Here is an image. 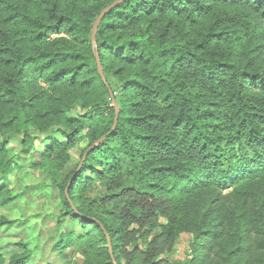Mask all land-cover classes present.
<instances>
[{
	"label": "trees",
	"instance_id": "obj_1",
	"mask_svg": "<svg viewBox=\"0 0 264 264\" xmlns=\"http://www.w3.org/2000/svg\"><path fill=\"white\" fill-rule=\"evenodd\" d=\"M113 1L0 0V172L31 130L57 168L84 133L83 153L93 148L58 183V223L78 226L51 246L63 263L73 247L81 264H113L108 234L116 263L128 264L123 238L132 222L141 238L155 227L141 208L152 197L162 238L191 232L200 263L264 264V0H125L103 16L93 48L92 23ZM94 50L119 106L100 142L115 108ZM54 130L65 143H52ZM95 180L107 186L100 205L83 199ZM18 246L0 264H26L32 250Z\"/></svg>",
	"mask_w": 264,
	"mask_h": 264
},
{
	"label": "rangeland",
	"instance_id": "obj_2",
	"mask_svg": "<svg viewBox=\"0 0 264 264\" xmlns=\"http://www.w3.org/2000/svg\"><path fill=\"white\" fill-rule=\"evenodd\" d=\"M62 35L51 33L50 38ZM82 110L76 106L74 113ZM45 134L35 130L29 132L32 142L26 147L21 144L13 145L8 152L19 160L14 162L4 172H0V188L7 190L1 194L0 200L11 198L0 203V254L4 258L11 257L18 252L19 243H25L32 250V255L26 264H64L60 252H53L51 246L62 237L65 229L73 228L78 232V226L70 223L59 224L56 214L62 209L61 190L58 186L67 174L78 167L83 150L87 147L84 133L78 135L77 143L69 149L67 163L57 168L45 159L46 149ZM53 142L65 143L59 130L51 134ZM105 182L93 181L88 187L83 188V199H94L100 205L101 197L107 192ZM158 201L154 198L143 200L141 208L143 215L153 221L155 227L149 230L150 223L145 226V237L141 238L143 230L139 224L132 222L122 241L124 252L121 262L128 264H146L148 257L155 253L154 261L157 264H174L185 260L198 261V253L193 244V234L182 232L173 244L166 242L161 236V226L166 223V218L157 209ZM108 207V203L105 205ZM118 212V211H117ZM211 227V226H210ZM68 264H81L82 256L73 247L69 249ZM146 256V257H145ZM145 258V259H144ZM67 264V263H65Z\"/></svg>",
	"mask_w": 264,
	"mask_h": 264
},
{
	"label": "water",
	"instance_id": "obj_3",
	"mask_svg": "<svg viewBox=\"0 0 264 264\" xmlns=\"http://www.w3.org/2000/svg\"><path fill=\"white\" fill-rule=\"evenodd\" d=\"M123 1H125V0H114L113 2H111L110 4H108L107 6H105L103 9H101L100 12H99V14H98V15L96 16V18L94 19V21H93V23H92V27H91V32H90V38H91V42H92V47H93V48L96 47L95 35H96V31H97V28H98V26H99V23H100L101 19L103 18V16H104L107 12H109L111 9H113V8L116 7L119 3L123 2ZM94 55H95V59H96V66H97L98 74L100 75L102 81H103L104 84L106 85V87H107V89H108V91H109V94H110L111 100H112V104H113V106H114V108H115V113H114V117H113V123H112V126H111L110 130H109L105 135H102V136L100 137V139H99V142H100V141H102V140L106 137V135H108V134H110L112 131H114V129H115V127H116V124H117L118 113H119V106H118V104L116 103V100L114 99L113 93H112V91L110 90V88H109V86H108V83H107L106 78H105V76H104L103 69H102V66H101V63H100V60H99V57H98V54H97V52H96L95 50H94ZM92 148H93V146H90V147H88V148L85 150V152L83 153L82 158H81V160H80V162H79V164H78V167H77V169H76V171H75L74 174H76V173L79 171V169H80V167H81V165H82V163H83V161H84L86 155L89 153V151H90ZM70 182H71V181H70ZM70 182H69V184H70ZM65 194H66L68 200L70 201V199H69V197H68V195H67V187H66V189H65ZM70 204H71L72 208H73L74 210H76L75 207H74V205L72 204L71 201H70ZM87 218H89V219H91V220L97 222V220L94 219V218H91V217H87ZM106 238H107V241H108V248H109V252H110V255H111L112 262H113V264H117V263H116V260H115V258H114L113 252H112V246H111L110 238H109L108 234H106Z\"/></svg>",
	"mask_w": 264,
	"mask_h": 264
}]
</instances>
